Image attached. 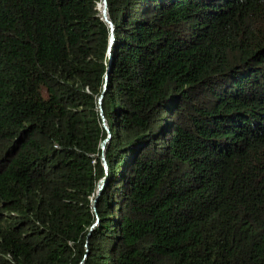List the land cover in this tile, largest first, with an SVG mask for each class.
<instances>
[{
  "label": "trees",
  "instance_id": "16d2710c",
  "mask_svg": "<svg viewBox=\"0 0 264 264\" xmlns=\"http://www.w3.org/2000/svg\"><path fill=\"white\" fill-rule=\"evenodd\" d=\"M100 3L0 0V264H264V0Z\"/></svg>",
  "mask_w": 264,
  "mask_h": 264
},
{
  "label": "water",
  "instance_id": "95a60500",
  "mask_svg": "<svg viewBox=\"0 0 264 264\" xmlns=\"http://www.w3.org/2000/svg\"><path fill=\"white\" fill-rule=\"evenodd\" d=\"M100 12H101V15H102V19L109 25V28L111 30V38H110V47H109V50L112 46V44L114 43L115 41V38H114V27H113V24L109 21V18H108V7H107V0H102V3H101V9H100ZM108 82V73L106 75V83ZM104 89L106 90L107 89V84L106 86L104 87ZM102 99H103V95H101L100 99H99V104L101 105L102 103ZM105 130L109 133L108 134V137L107 139L102 143L101 145V148L102 150L105 149L106 145L109 143L110 141V132H109V129L107 127V125L104 127ZM102 164H103V167L105 168V171L107 170V164H106V161H105V158H104V155H102ZM106 182H107V178H103L99 184H98V188H97V192H96V197H95V201H94V205L96 203V200L98 199L99 195L101 194L102 190L105 188L106 186Z\"/></svg>",
  "mask_w": 264,
  "mask_h": 264
},
{
  "label": "rangeland",
  "instance_id": "374dc122",
  "mask_svg": "<svg viewBox=\"0 0 264 264\" xmlns=\"http://www.w3.org/2000/svg\"><path fill=\"white\" fill-rule=\"evenodd\" d=\"M99 10L101 9V3L98 5V7H97ZM102 117V116H101ZM103 118V117H102ZM106 126V123L105 122H103V127H105ZM105 129V128H104Z\"/></svg>",
  "mask_w": 264,
  "mask_h": 264
}]
</instances>
